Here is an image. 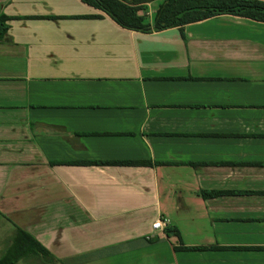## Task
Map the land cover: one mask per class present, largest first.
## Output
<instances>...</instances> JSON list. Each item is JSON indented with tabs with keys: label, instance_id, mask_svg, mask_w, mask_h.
<instances>
[{
	"label": "crops",
	"instance_id": "1",
	"mask_svg": "<svg viewBox=\"0 0 264 264\" xmlns=\"http://www.w3.org/2000/svg\"><path fill=\"white\" fill-rule=\"evenodd\" d=\"M0 14V257L18 228L54 264H264V23L183 37L81 0Z\"/></svg>",
	"mask_w": 264,
	"mask_h": 264
},
{
	"label": "trees",
	"instance_id": "2",
	"mask_svg": "<svg viewBox=\"0 0 264 264\" xmlns=\"http://www.w3.org/2000/svg\"><path fill=\"white\" fill-rule=\"evenodd\" d=\"M154 0H81L84 4L107 15L123 29L139 32H160L178 28L184 37L185 25L209 18L231 15L264 23V1L259 0H160L148 17L145 4ZM10 17L0 14V44L7 41ZM87 164L136 165V162H90ZM147 164V163H144ZM218 192H202V198L218 196ZM178 236L175 229L165 230V235ZM10 247L1 255L0 264H18L20 260L40 258L46 264L57 262L36 239L16 228Z\"/></svg>",
	"mask_w": 264,
	"mask_h": 264
},
{
	"label": "rangeland",
	"instance_id": "3",
	"mask_svg": "<svg viewBox=\"0 0 264 264\" xmlns=\"http://www.w3.org/2000/svg\"><path fill=\"white\" fill-rule=\"evenodd\" d=\"M161 1L160 0H154V1H151L147 4H145V13L148 17H151V15L153 14V12L155 11L156 9V6L160 3ZM164 198H165V195H164ZM177 200H175V196H173V202H175ZM173 202H170V204H172ZM183 202V201H181ZM22 262V261H21ZM46 264L42 259L40 258H30L28 259L27 261H24L22 262V264Z\"/></svg>",
	"mask_w": 264,
	"mask_h": 264
},
{
	"label": "built area",
	"instance_id": "4",
	"mask_svg": "<svg viewBox=\"0 0 264 264\" xmlns=\"http://www.w3.org/2000/svg\"><path fill=\"white\" fill-rule=\"evenodd\" d=\"M165 228V224L163 221L157 220L151 225L152 231H160L163 232Z\"/></svg>",
	"mask_w": 264,
	"mask_h": 264
}]
</instances>
